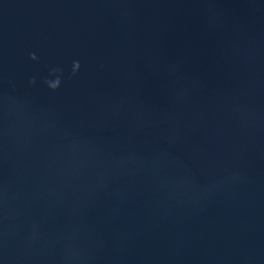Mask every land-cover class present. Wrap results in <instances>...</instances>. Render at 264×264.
Masks as SVG:
<instances>
[{"label": "water", "instance_id": "water-1", "mask_svg": "<svg viewBox=\"0 0 264 264\" xmlns=\"http://www.w3.org/2000/svg\"><path fill=\"white\" fill-rule=\"evenodd\" d=\"M0 264H264V0H0Z\"/></svg>", "mask_w": 264, "mask_h": 264}, {"label": "clouds", "instance_id": "clouds-1", "mask_svg": "<svg viewBox=\"0 0 264 264\" xmlns=\"http://www.w3.org/2000/svg\"><path fill=\"white\" fill-rule=\"evenodd\" d=\"M31 59L35 60V59H37V57L33 54V55L31 56ZM79 68H80V64H79V62H78V61L74 62V63H73V69H72L73 75H75V74L78 72ZM53 71H54V72H58L59 70H58V69H54ZM31 82L34 83L35 81L33 80V81H31ZM60 83H61V81H60V78H59V76H58L57 79H56L55 81H53V82H48V86H49L51 89L55 90V89H57V88L60 86Z\"/></svg>", "mask_w": 264, "mask_h": 264}]
</instances>
